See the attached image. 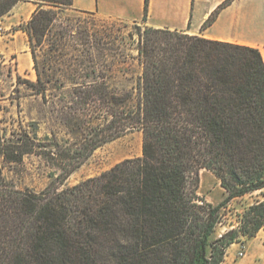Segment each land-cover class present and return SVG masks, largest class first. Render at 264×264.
<instances>
[{
  "label": "trees",
  "instance_id": "16d2710c",
  "mask_svg": "<svg viewBox=\"0 0 264 264\" xmlns=\"http://www.w3.org/2000/svg\"><path fill=\"white\" fill-rule=\"evenodd\" d=\"M20 1L38 5L26 26L38 79L25 83L44 95L50 81L39 71L37 50L46 43L49 52L65 49L58 18L73 0H0V19ZM138 54L143 71L135 93H90L84 103L107 110L104 138L93 150L139 130L142 157L39 194L5 184L0 165V264H223L241 237L264 229L263 200L245 209L237 228L218 234L222 209L264 191L261 51L146 28ZM3 147L0 128V163L30 153ZM200 170L225 191L217 206L198 195Z\"/></svg>",
  "mask_w": 264,
  "mask_h": 264
},
{
  "label": "rangeland",
  "instance_id": "374dc122",
  "mask_svg": "<svg viewBox=\"0 0 264 264\" xmlns=\"http://www.w3.org/2000/svg\"><path fill=\"white\" fill-rule=\"evenodd\" d=\"M25 3L36 4L20 1L14 13L0 19L3 148L17 154L20 150L30 152L22 162L1 160L5 184L37 194L49 188L62 190L98 177L125 160L142 157L144 137L139 130L92 149L104 138L107 110L98 101L85 104L84 98L90 93L95 99L104 93L111 97L135 93L143 71L138 46L147 28L144 23L73 9L60 11L58 24L61 32L65 31L66 47L62 52H49L46 43L37 50L39 71L44 82L50 81L44 95H39L25 83H37L38 79L26 33L37 7L33 10ZM262 10L264 16V5ZM259 47L264 57V42ZM48 53L52 57L49 64ZM95 82L98 88H85ZM111 134H115L114 129ZM199 178L200 198L213 206L220 204L226 194L216 176L200 170ZM263 195L264 191L256 192L222 209L218 234L237 228L245 209L263 201ZM233 245L223 264H264V229L253 238L241 237Z\"/></svg>",
  "mask_w": 264,
  "mask_h": 264
},
{
  "label": "crops",
  "instance_id": "0c3cea01",
  "mask_svg": "<svg viewBox=\"0 0 264 264\" xmlns=\"http://www.w3.org/2000/svg\"><path fill=\"white\" fill-rule=\"evenodd\" d=\"M146 1L73 0L72 9L257 49L264 42V0H148L147 9ZM25 4L31 5L33 10L38 7ZM15 10L16 7L12 12Z\"/></svg>",
  "mask_w": 264,
  "mask_h": 264
},
{
  "label": "built area",
  "instance_id": "2783aa9c",
  "mask_svg": "<svg viewBox=\"0 0 264 264\" xmlns=\"http://www.w3.org/2000/svg\"><path fill=\"white\" fill-rule=\"evenodd\" d=\"M242 255V254H241Z\"/></svg>",
  "mask_w": 264,
  "mask_h": 264
}]
</instances>
